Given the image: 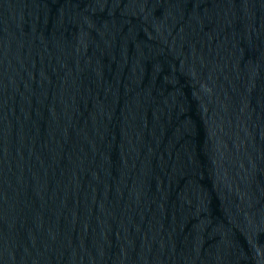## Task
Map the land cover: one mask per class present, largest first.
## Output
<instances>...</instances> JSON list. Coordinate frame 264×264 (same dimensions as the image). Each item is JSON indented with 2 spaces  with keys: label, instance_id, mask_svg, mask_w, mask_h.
I'll use <instances>...</instances> for the list:
<instances>
[{
  "label": "water",
  "instance_id": "water-1",
  "mask_svg": "<svg viewBox=\"0 0 264 264\" xmlns=\"http://www.w3.org/2000/svg\"><path fill=\"white\" fill-rule=\"evenodd\" d=\"M0 264H264V0H0Z\"/></svg>",
  "mask_w": 264,
  "mask_h": 264
}]
</instances>
